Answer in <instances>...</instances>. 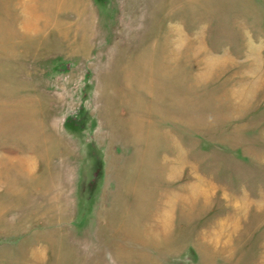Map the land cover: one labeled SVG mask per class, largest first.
<instances>
[{
  "label": "rangeland",
  "instance_id": "1",
  "mask_svg": "<svg viewBox=\"0 0 264 264\" xmlns=\"http://www.w3.org/2000/svg\"><path fill=\"white\" fill-rule=\"evenodd\" d=\"M0 264H264V0H0Z\"/></svg>",
  "mask_w": 264,
  "mask_h": 264
}]
</instances>
